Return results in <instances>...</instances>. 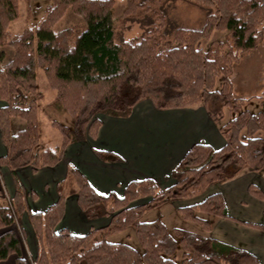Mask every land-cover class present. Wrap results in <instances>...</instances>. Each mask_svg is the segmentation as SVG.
Listing matches in <instances>:
<instances>
[{"label": "trees", "instance_id": "trees-1", "mask_svg": "<svg viewBox=\"0 0 264 264\" xmlns=\"http://www.w3.org/2000/svg\"><path fill=\"white\" fill-rule=\"evenodd\" d=\"M166 1L125 0L119 19L135 17L145 26L132 40L116 39L114 0H52L35 27H25L7 41L8 26L19 14V0H0V46L13 48L7 62L0 60V100L6 102L0 106V138L6 147L0 164L13 173L25 166L36 171L57 164L67 144L96 136L99 113L127 116L145 98L156 109L202 102L225 140L218 149L193 143L172 168L174 181L165 189L154 179L143 178L128 182L122 196L98 192L84 174L68 165L57 185V200L44 211L28 210L25 188L14 174V194L0 204V262L15 254L14 264H29L22 257L20 236L11 227L27 211L38 244L32 264H260L249 251L213 237L177 227L170 233L160 214L143 220L146 212L192 198L212 184L264 169V97L259 96L257 112L242 109L244 98L235 96L231 81L232 65L239 55L255 50L261 42L264 0H186L205 11V21L201 27L176 26L171 32L165 30ZM68 8L80 18V28L55 30ZM213 31H225V39L214 40L204 49L202 42ZM38 67L54 91L49 109L71 123L51 121L60 132L52 147L40 144ZM225 109L231 113L227 120H223ZM12 117L24 121L16 132L11 130ZM95 154L105 159L111 153L95 150ZM247 190L264 199L257 185L250 183ZM70 194L76 195L86 218L106 216L108 224L82 235L66 227L56 230ZM146 197L144 203L131 204ZM177 210L203 230H209L218 218H228L264 231V224L231 216L220 192ZM130 228L142 251L108 240L109 235Z\"/></svg>", "mask_w": 264, "mask_h": 264}, {"label": "crops", "instance_id": "crops-1", "mask_svg": "<svg viewBox=\"0 0 264 264\" xmlns=\"http://www.w3.org/2000/svg\"><path fill=\"white\" fill-rule=\"evenodd\" d=\"M5 104L4 100H0V106ZM98 117L101 125L96 136L67 144L61 160L53 166H42L36 171L31 166H25L13 173L0 164V204L13 196L15 174L25 188L28 210L44 211L56 201L57 185L65 177L68 165L75 166L101 193L116 191L122 195L128 182L143 178H152L161 189H165L174 181L170 176L172 168L193 143L203 142L218 149L225 142L218 123L209 118L202 102L183 108L156 109L151 100L145 98L138 101L127 116L99 113ZM10 124L11 130L16 132L24 126V121L12 117ZM40 144L44 146L41 141ZM95 150L111 154L100 159ZM5 153L6 147L0 138V156ZM113 154L122 160H113ZM263 170L241 172L229 180L210 185L199 196L173 202L185 206L220 192L231 216L264 223V200L252 196L247 190L248 185L253 183L264 191V177L258 175ZM244 177L249 180H244ZM108 222L109 217L106 216L86 218L77 205L76 195L70 194L65 201V215L56 225V230L66 227L71 233L82 235ZM11 227L20 236L22 257L27 262L28 259L33 260L38 244L27 211ZM199 234L245 249L254 254L260 264H264V232L259 229L228 218H218L209 230L202 229ZM15 258L16 255L11 254L0 264H14Z\"/></svg>", "mask_w": 264, "mask_h": 264}, {"label": "rangeland", "instance_id": "rangeland-1", "mask_svg": "<svg viewBox=\"0 0 264 264\" xmlns=\"http://www.w3.org/2000/svg\"><path fill=\"white\" fill-rule=\"evenodd\" d=\"M114 1L115 4L113 7V16L116 23V39L132 40L139 37L143 33L145 26L143 27L140 21L135 17L123 16L121 19H119L122 9L125 7V0ZM51 4L52 0H19V14L18 17L12 20L8 26L6 36L7 41L14 39L25 27H35L43 18L46 7ZM163 9L167 14V22L165 26V30L167 32H171L172 29L176 26L201 27L205 21V11L202 10L199 6L186 0H168L164 4ZM80 24V18L68 8L63 17L55 24L54 29L57 30L60 28L71 26L75 29V31H77L80 28ZM224 39L225 31H213L210 38L202 42V47L204 49H207L210 42L214 40ZM12 55V46H10L9 44L0 46L1 64L7 62L12 57ZM36 77V97L39 106L38 114L40 141L45 146L52 147L56 143H58L60 132L57 128L51 125V121L57 120L68 126H71V123L68 118L64 116L59 118L57 113L49 109L47 104L54 96V91L48 86L43 71L39 67L36 71ZM219 81V78H217V83H219ZM231 81L235 96L244 98L242 109H248L251 112H257L260 109L258 102L259 96H264V32L262 33V39L257 48L248 53L239 55L238 61L232 65ZM230 115L231 113L228 111V109H225L223 120L229 119ZM258 175L264 177V170ZM244 180H249V178L244 177ZM110 192H114L115 194L119 195L118 193H116V191H109L104 194H108ZM146 198L149 199V197ZM143 199L144 198H139L133 201L131 204L135 205L144 203L145 200H147ZM180 205V203H175L172 201L170 204L163 206L160 210H151L149 212H146V214L143 216V220H153L158 214H160L162 216V221L164 222L170 233H172L173 228L175 227L195 233H201L202 228L198 224L181 216V214L177 210L178 208L176 207ZM256 223L264 224L263 222ZM108 240L112 242H124L131 245L135 249L142 251V247L131 228L124 232L109 235ZM180 253L181 246L177 248L176 261H179ZM28 262L29 264H32V259H28Z\"/></svg>", "mask_w": 264, "mask_h": 264}]
</instances>
